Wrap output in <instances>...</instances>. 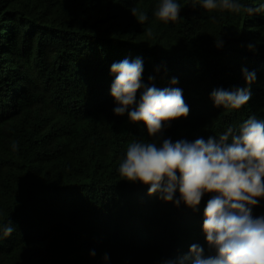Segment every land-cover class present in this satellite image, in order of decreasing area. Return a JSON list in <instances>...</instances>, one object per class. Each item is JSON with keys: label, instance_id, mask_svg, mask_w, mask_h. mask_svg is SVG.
Masks as SVG:
<instances>
[{"label": "trees", "instance_id": "1", "mask_svg": "<svg viewBox=\"0 0 264 264\" xmlns=\"http://www.w3.org/2000/svg\"><path fill=\"white\" fill-rule=\"evenodd\" d=\"M175 2L180 19L165 23L161 0H0V226L14 227L0 232V264H192L194 244L215 255L202 231L211 194L192 209L120 176L130 143L153 138L113 114L110 68L140 59L143 83L182 90L189 114L163 138L218 139L264 119V11ZM235 88L250 92L245 106H214L213 90ZM252 215L264 216V198Z\"/></svg>", "mask_w": 264, "mask_h": 264}, {"label": "clouds", "instance_id": "2", "mask_svg": "<svg viewBox=\"0 0 264 264\" xmlns=\"http://www.w3.org/2000/svg\"><path fill=\"white\" fill-rule=\"evenodd\" d=\"M200 3L207 11L221 9L250 15L264 11V4L254 8L238 0ZM180 10L175 0H161L155 16L165 23L175 22L180 19ZM139 20L144 22L147 16L141 12ZM147 34L151 36V30ZM143 70L140 59H124L110 68L115 77L110 87L116 103L113 114L127 113L130 122L142 123L153 138L150 142L130 143L118 168L120 176L131 183L148 185L149 195L159 194L165 202H183L192 209L206 194H211L203 209L202 231L215 255L205 257L203 248L194 244L189 248L192 264H264V216L252 215V208L264 198V119L249 116L238 129L228 127L218 139L173 142L163 138L171 122L187 117L189 107L181 89H158L155 84L143 83ZM242 75L246 84L255 80L254 72L242 69ZM148 79L151 82L154 77ZM170 83L175 85L177 80ZM210 99L214 106L239 110L249 101L250 92L246 88L216 89ZM12 147L15 151L18 144ZM177 192L179 199H174ZM13 231L9 220L0 226L4 237ZM90 255L94 256L95 251ZM103 259L108 260L107 254Z\"/></svg>", "mask_w": 264, "mask_h": 264}]
</instances>
